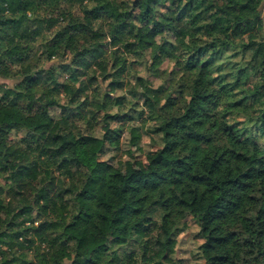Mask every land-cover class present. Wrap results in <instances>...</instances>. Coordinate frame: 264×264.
<instances>
[{"label": "trees", "instance_id": "1", "mask_svg": "<svg viewBox=\"0 0 264 264\" xmlns=\"http://www.w3.org/2000/svg\"><path fill=\"white\" fill-rule=\"evenodd\" d=\"M0 79V264H264V0H0Z\"/></svg>", "mask_w": 264, "mask_h": 264}, {"label": "rangeland", "instance_id": "2", "mask_svg": "<svg viewBox=\"0 0 264 264\" xmlns=\"http://www.w3.org/2000/svg\"><path fill=\"white\" fill-rule=\"evenodd\" d=\"M147 59V57H146ZM149 62L145 61V59L140 62L138 65L135 66L132 73H128V75H123V79L125 81L124 86L121 90L113 91L109 89L106 84H100L96 88H92L89 93H91L92 98L99 97V94L107 91V93L112 97L121 96L123 98V106L121 108L112 107L109 112L113 114L115 112L121 114H130L135 117L130 121H122V122H114L112 125H116L122 130H125L129 126H141L147 123L144 117H139L137 113L133 112L131 108H134L132 105L134 102H138L139 105H142V100L138 99L140 89L135 88L136 78L149 80L153 85L159 84L161 81L160 79L155 78L152 74L149 73L147 69ZM161 69L164 71L163 77L168 73L170 70V64L165 62L162 64ZM93 74H98V72H93ZM2 83L11 82L5 79H0ZM136 92V93H135ZM116 106V105H115ZM99 107V105H98ZM57 113V111H55ZM125 118V117H124ZM145 130L148 128L147 125L143 126ZM142 138L139 143L131 146L128 144L129 136L127 133L122 135V143L119 145L117 150H113L108 152L107 154L101 156V159L110 158V156H114L113 159L115 161L124 162L126 160L133 161L135 167L144 169L146 167V158L147 154L150 151H153L157 148L155 145V141L151 139V137L147 134H142ZM72 186L74 184L72 183ZM188 227L187 229L180 233L177 238V247H176V254L177 258H181L184 264H203V259L199 255V245L202 243V240L197 235V227L196 225L190 220H187Z\"/></svg>", "mask_w": 264, "mask_h": 264}]
</instances>
